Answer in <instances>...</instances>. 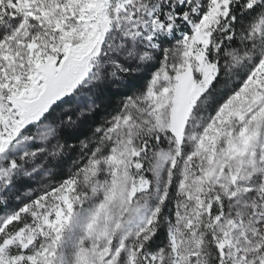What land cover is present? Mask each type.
<instances>
[{"label":"snow or ice","instance_id":"snow-or-ice-1","mask_svg":"<svg viewBox=\"0 0 264 264\" xmlns=\"http://www.w3.org/2000/svg\"><path fill=\"white\" fill-rule=\"evenodd\" d=\"M0 264H264V0H0Z\"/></svg>","mask_w":264,"mask_h":264}]
</instances>
